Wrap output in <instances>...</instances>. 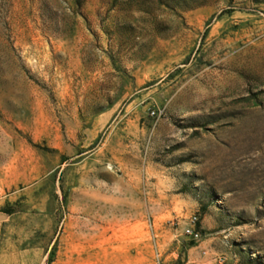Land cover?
Listing matches in <instances>:
<instances>
[{
    "label": "rangeland",
    "instance_id": "374dc122",
    "mask_svg": "<svg viewBox=\"0 0 264 264\" xmlns=\"http://www.w3.org/2000/svg\"><path fill=\"white\" fill-rule=\"evenodd\" d=\"M0 264H264V0H0Z\"/></svg>",
    "mask_w": 264,
    "mask_h": 264
},
{
    "label": "built area",
    "instance_id": "2783aa9c",
    "mask_svg": "<svg viewBox=\"0 0 264 264\" xmlns=\"http://www.w3.org/2000/svg\"><path fill=\"white\" fill-rule=\"evenodd\" d=\"M196 220V214L192 213L187 217V221L182 227V233L192 240L198 239L200 235L198 228L195 226Z\"/></svg>",
    "mask_w": 264,
    "mask_h": 264
},
{
    "label": "trees",
    "instance_id": "16d2710c",
    "mask_svg": "<svg viewBox=\"0 0 264 264\" xmlns=\"http://www.w3.org/2000/svg\"><path fill=\"white\" fill-rule=\"evenodd\" d=\"M3 211H5V212H10V209H9L8 207H5V208L3 209Z\"/></svg>",
    "mask_w": 264,
    "mask_h": 264
}]
</instances>
